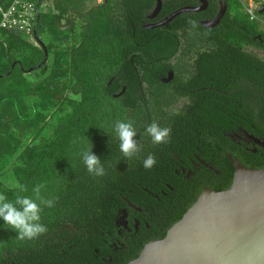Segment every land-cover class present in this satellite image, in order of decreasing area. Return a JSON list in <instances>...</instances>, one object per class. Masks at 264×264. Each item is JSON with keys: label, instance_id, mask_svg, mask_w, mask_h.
<instances>
[{"label": "trees", "instance_id": "16d2710c", "mask_svg": "<svg viewBox=\"0 0 264 264\" xmlns=\"http://www.w3.org/2000/svg\"><path fill=\"white\" fill-rule=\"evenodd\" d=\"M84 1L54 0L53 7L41 15L36 34L47 51L43 64L41 45L18 33L4 31L0 38V193L14 201L17 194L33 196V187L43 183L41 195L55 199L54 207H43L41 223L48 231L37 239H17L0 220V264H59L68 258L75 263L87 247L93 252L96 241L128 202L146 213L149 226L147 237L128 261L135 259L146 243L165 236L201 192V186L188 188L176 176L175 156H190L195 147L211 146L220 136L215 128L223 121L220 115L180 116L166 112L156 99L139 102L142 82L159 83L166 72L165 62L177 45L174 32L185 15L179 22L176 18L149 30L142 26V12L150 10L154 0H104L91 7ZM120 1L126 11L121 19L115 13ZM226 1L230 10L212 44L240 45L242 38L243 44H251L261 34L257 23L248 20L240 1ZM174 8L166 4L163 13ZM63 20L65 25L74 20L68 31L58 26ZM122 85L123 96L113 98L111 93ZM129 107L142 150L126 160L114 126L116 121L129 122ZM141 121L144 125L138 129L136 122ZM153 121L171 129L167 143L151 142L145 130ZM205 129L212 130L206 139L200 136ZM140 134L145 137L139 138ZM90 148L103 164L102 177L90 175L83 164L81 154ZM148 154L156 163L145 169ZM214 169L222 172L217 176L220 186L213 190L228 189L232 171L219 165ZM18 186L27 192H19ZM65 225L76 227L79 234L66 230L59 235ZM55 240L61 247L55 251H65L62 257L49 250L57 245ZM81 242L84 251L79 249Z\"/></svg>", "mask_w": 264, "mask_h": 264}, {"label": "flooded vegetation", "instance_id": "af4514ba", "mask_svg": "<svg viewBox=\"0 0 264 264\" xmlns=\"http://www.w3.org/2000/svg\"><path fill=\"white\" fill-rule=\"evenodd\" d=\"M160 9L154 14L157 0L150 10L142 12L143 28L154 30L164 18L182 8L186 11L174 19L185 15L184 23L174 32L176 48L173 56L165 62L167 70L158 81L149 85L142 82L138 94L139 102L156 99L162 102L166 112L180 116H198L217 114L223 117L222 123L215 128L220 133L217 142L195 147L191 155H176L179 171L176 176L184 180L187 186L199 185L201 190L219 187L217 176L222 171L214 169L215 165L225 171L234 172L228 156H232L247 168L264 169V32L252 38L251 44L220 46L213 45L215 31L229 13L230 7L226 0H159ZM243 3V0H238ZM120 3V4H119ZM115 13L122 18L126 11L121 1ZM166 4L174 6L168 14L163 13ZM227 6L226 12L219 23L207 28L203 23L214 21L220 10ZM196 14L200 18L189 20L188 15ZM180 17V18H179ZM172 21V20H171ZM170 21V22H171ZM260 16L254 23H259ZM252 22V21H250ZM168 24V23H167ZM166 25V24H165ZM164 25V26H165ZM68 31L73 25H65ZM115 77L111 78V82ZM126 91L124 85L111 93L113 98H121ZM128 100V98H127ZM127 113L132 118L133 110L129 107ZM212 130L205 129L200 133L203 138L211 137ZM214 172V175H211ZM191 189V188H190ZM193 189V187H192ZM191 189V190H192ZM165 196V194H164ZM127 207L118 213L114 223L105 230L103 237L97 240L95 246L87 253L77 255L75 263L59 261V264H127L129 258L137 251L147 237L149 226L145 223L146 213L139 208L126 203ZM68 230L71 235L79 234L76 227L65 225L59 235ZM59 240L50 251L60 249ZM66 243V241H65ZM62 245V244H61ZM92 245V244H91ZM90 247V246H89ZM79 249L84 251V243ZM55 251L54 255L62 257Z\"/></svg>", "mask_w": 264, "mask_h": 264}, {"label": "water", "instance_id": "95a60500", "mask_svg": "<svg viewBox=\"0 0 264 264\" xmlns=\"http://www.w3.org/2000/svg\"><path fill=\"white\" fill-rule=\"evenodd\" d=\"M159 9L157 0L154 14ZM226 9L224 6L214 21L203 25L216 26ZM186 11L195 9L177 10L156 26H164ZM263 13L264 5L257 9L258 15ZM59 28L63 31L68 27ZM38 41L45 54L43 64L47 51ZM228 158L234 169L229 188H203L165 236L146 243L127 264H264V169L247 168L232 156Z\"/></svg>", "mask_w": 264, "mask_h": 264}, {"label": "clouds", "instance_id": "9594fccd", "mask_svg": "<svg viewBox=\"0 0 264 264\" xmlns=\"http://www.w3.org/2000/svg\"><path fill=\"white\" fill-rule=\"evenodd\" d=\"M114 131L119 141V150L126 160H131L142 150L138 140L135 139L137 132L131 122L116 121ZM145 131L154 145L167 143L171 133L169 127H161L155 121L150 123ZM81 156L83 164L90 175L102 177L106 174L103 164L91 152V148L82 152ZM155 163V157L148 154L143 160V167L150 169ZM18 188L19 192H27L26 187L18 186ZM44 188L43 183L37 184L32 189L33 196L17 194L14 201L9 200L6 195L0 193V220L4 222L7 228L16 233L17 239L22 241L34 240L48 231L47 226L41 223V212L43 207H54L55 199H45L41 195Z\"/></svg>", "mask_w": 264, "mask_h": 264}, {"label": "built area", "instance_id": "2783aa9c", "mask_svg": "<svg viewBox=\"0 0 264 264\" xmlns=\"http://www.w3.org/2000/svg\"><path fill=\"white\" fill-rule=\"evenodd\" d=\"M104 0H94L100 4ZM264 0H245L242 9L249 21H257V9ZM49 0H0V38L2 32L18 33L35 46L40 45L41 37L36 34V26L41 15L51 9Z\"/></svg>", "mask_w": 264, "mask_h": 264}, {"label": "crops", "instance_id": "0c3cea01", "mask_svg": "<svg viewBox=\"0 0 264 264\" xmlns=\"http://www.w3.org/2000/svg\"><path fill=\"white\" fill-rule=\"evenodd\" d=\"M50 1V3H51V7L50 8H52L53 7V5H54V0H49ZM243 2H245V0H243ZM84 4H85V6L86 7H91V6H93V5H95V2H94V0L93 1H90V0H86V1H84ZM49 10V9H48ZM242 11H243V9H241ZM54 11V10H53ZM47 12V11H46ZM45 12V13H46ZM244 13V12H243ZM262 17V18H261ZM64 23H65V21L63 20L62 21V25H64ZM71 23H74V20H71V22L69 23V24H71ZM257 25H258V29L262 32H264V16H260V21H259V23L257 22ZM62 27H65V26H62Z\"/></svg>", "mask_w": 264, "mask_h": 264}, {"label": "rangeland", "instance_id": "374dc122", "mask_svg": "<svg viewBox=\"0 0 264 264\" xmlns=\"http://www.w3.org/2000/svg\"><path fill=\"white\" fill-rule=\"evenodd\" d=\"M260 16V15H259ZM262 16V15H261ZM262 18V17H261ZM43 41V40H42ZM132 116V115H131ZM128 121L129 122H131L132 123V125H133V122H134V119L133 118H128ZM144 125V122L143 121H141V122H136V125L135 126H137V128L139 129L141 126H143ZM143 137H145V134H140L139 135V138H143ZM10 186V185H9Z\"/></svg>", "mask_w": 264, "mask_h": 264}]
</instances>
